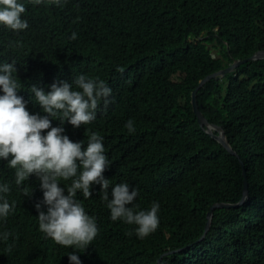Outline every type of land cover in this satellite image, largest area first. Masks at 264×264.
<instances>
[{
  "label": "trees",
  "instance_id": "obj_1",
  "mask_svg": "<svg viewBox=\"0 0 264 264\" xmlns=\"http://www.w3.org/2000/svg\"><path fill=\"white\" fill-rule=\"evenodd\" d=\"M26 6V30L0 28V61H16L25 85L18 94L29 101L27 109L42 112L28 90L32 84L47 90L77 73L105 80L109 102H100L87 125L65 122V134L86 142L98 132L111 162L103 172L110 184L137 187L139 208L160 204L158 227L139 239L134 225L110 219L98 184L88 198L78 192L98 227L78 252L83 264H157L171 251L160 264H264V60L209 81L198 97L203 115L222 126L238 156L200 127L191 103L206 76L264 51V0H26ZM209 45L220 46V56ZM129 118L134 133L124 128ZM241 161L249 197L242 206L216 209L200 240L213 204L242 199ZM5 181L16 206L0 220V231L10 233L0 241V264H69L72 246L39 230V179L30 175L18 187L0 160ZM24 186L32 188L29 195Z\"/></svg>",
  "mask_w": 264,
  "mask_h": 264
},
{
  "label": "clouds",
  "instance_id": "obj_2",
  "mask_svg": "<svg viewBox=\"0 0 264 264\" xmlns=\"http://www.w3.org/2000/svg\"><path fill=\"white\" fill-rule=\"evenodd\" d=\"M32 2L38 5L42 0ZM26 11V0H0V28L17 34L26 30ZM76 37L77 33L72 32L69 39ZM15 64V60L0 61V160L13 170V182L18 187L30 175L39 179L42 200L34 205L39 230L59 245L72 246L67 253L69 264H83L78 252L90 245L98 227L77 193L88 198L92 196V185L98 184L99 197L112 221L134 225L131 232L139 239L154 232L159 224V202L139 208L134 203L139 194L137 187L126 181L110 184L103 175L111 163L105 154L104 137L92 131L86 142H74L65 134V122L79 127L96 119L100 102H109L111 87L105 80L85 73L75 74L71 82L56 79L47 90L32 84L28 90L42 112L30 113L26 107L29 101L18 94L25 85L17 76ZM50 117L58 119L60 125L52 126ZM124 128L128 133L136 131L131 118ZM10 190L8 182H0V220L15 209L16 201L10 202L6 195ZM22 190L25 195L32 192L27 186ZM9 235L7 230L0 231V241H7Z\"/></svg>",
  "mask_w": 264,
  "mask_h": 264
},
{
  "label": "water",
  "instance_id": "obj_3",
  "mask_svg": "<svg viewBox=\"0 0 264 264\" xmlns=\"http://www.w3.org/2000/svg\"><path fill=\"white\" fill-rule=\"evenodd\" d=\"M258 60H264V51L257 52L253 56L243 59V60H235L230 66L206 76L204 79H202L199 82L197 88L192 92L191 103H192L193 112L197 119L198 124L200 125L201 128H204V130L207 132V134L211 138L219 142L230 154H233V155H237V153L233 150L232 145L230 144L229 138L223 131L222 126H218V125L210 123L208 119L203 115L199 102H198V97L201 95L200 90L206 87V84L209 81L222 80L227 74L234 72L242 64H245L249 61H258ZM241 165L243 166V175H244V188H243L242 199L238 203H235V204L234 203L233 204L224 203V202L213 204L211 206V210L209 211L207 215L208 221L206 223L205 232L200 240L205 238L206 233L210 229L212 218H213V213L216 209L234 208V207L242 206L246 202L247 198L249 197V182L247 180L246 169L242 161H241ZM176 251H180V249ZM173 252L175 251H171V252H167L163 254L157 264H160L162 258L165 255H169V253H173Z\"/></svg>",
  "mask_w": 264,
  "mask_h": 264
},
{
  "label": "rangeland",
  "instance_id": "obj_4",
  "mask_svg": "<svg viewBox=\"0 0 264 264\" xmlns=\"http://www.w3.org/2000/svg\"><path fill=\"white\" fill-rule=\"evenodd\" d=\"M208 47L214 55L220 56V46L217 45V48H214L213 45H209Z\"/></svg>",
  "mask_w": 264,
  "mask_h": 264
}]
</instances>
